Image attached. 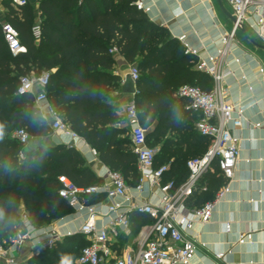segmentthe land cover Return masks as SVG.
I'll list each match as a JSON object with an SVG mask.
<instances>
[{"label": "trees", "instance_id": "obj_1", "mask_svg": "<svg viewBox=\"0 0 264 264\" xmlns=\"http://www.w3.org/2000/svg\"><path fill=\"white\" fill-rule=\"evenodd\" d=\"M37 2L41 28L38 42L31 33L37 23L33 7L28 3L15 9L9 0H3L5 22L16 29L27 51L15 57L10 54L0 23V124L4 125V138L0 140V207L6 211L5 220H0V243L8 242L18 232L21 206L37 228L72 212L58 194L59 177H66L81 188L103 184L75 149L28 148L13 137L20 129L31 138L52 134L47 121L32 123L31 114L38 110L33 95L17 93L22 76L49 75L46 91L51 106L69 129L95 150L100 161L121 174L130 186L139 183V173L126 137V118L117 113L111 97V91L120 84V78L110 74L115 66L111 49L115 48L139 71L134 96L138 119L144 129L146 118L150 129L155 121L158 123L151 132L147 131V142L151 147L161 145L156 167L172 160L165 180L182 184L189 174L187 161L202 156L205 152L200 151L201 147L209 145V140L195 129L191 119L194 112L187 109L188 102L175 95L181 82L209 92L206 85L210 80L194 70V56L185 55L184 47L165 28L137 9L136 0ZM174 111L181 113L183 123H173ZM102 196H93L90 202L96 203ZM9 218L14 221L13 226H7ZM132 219L135 232L149 223L145 216L133 215ZM87 245L83 236L67 237L24 264H59L61 253L69 254L72 264H77Z\"/></svg>", "mask_w": 264, "mask_h": 264}, {"label": "built area", "instance_id": "obj_2", "mask_svg": "<svg viewBox=\"0 0 264 264\" xmlns=\"http://www.w3.org/2000/svg\"><path fill=\"white\" fill-rule=\"evenodd\" d=\"M9 1L15 9L29 3V0ZM225 1L231 9L235 23H232L230 32H224L212 41V46L215 45L213 47L220 46L216 51L208 50L207 47L204 52L193 48L186 43L185 36L178 39L184 43L186 54L198 58L196 69L212 77L214 82V87L209 92L191 85H182L176 91L175 96L178 99L188 102L187 109L199 115L196 130L209 140V147L202 156L187 161L189 172L187 179L176 185L173 180H165L169 165L155 166L159 149L149 146L147 142L148 133L138 119L135 94L122 112L126 118L131 150L136 157L139 173V183L133 189L135 195L130 192L121 174L110 169L105 170L103 174L105 182L102 185L86 188L78 187L66 177H59L61 184L59 196L72 209L74 215L83 219L79 229L74 232L63 230L66 224L63 217L45 226L49 230V236L39 237L38 243L33 245L28 233L30 229L34 230L37 227L27 223L25 217L28 220L29 217L21 206L18 232L8 242L0 243V264H20L17 255L26 245H31L34 252L40 253L52 250L63 239L75 235L83 236L88 242L81 250L77 264H192L198 246V233L195 227L197 224H208L216 205L230 193V183L235 177L240 157V138L233 134L232 127L242 126L244 108L239 103L229 100L223 81L231 72L221 69L218 61L228 51L236 34L240 32V27L245 28L246 24L255 31L264 45V0ZM136 7L141 11L149 10L140 2L136 3ZM1 12L3 10L0 7V14ZM1 27L10 54L13 57L25 54L27 49L21 43L16 29L8 22H3ZM31 33L36 42L41 39L39 23L33 26ZM109 53L115 54L117 50L113 48ZM129 76L136 89L139 80L136 66L130 68ZM19 82L17 93L34 96L35 108L38 112L42 111L51 117L54 131L79 139L49 102L46 91L49 84L47 73L39 77L22 76ZM37 89L39 92L36 93ZM13 137L24 147L29 145L31 139L24 129L16 131ZM91 153L96 155L94 149H91ZM19 157L23 159V154L20 153ZM214 167L218 176L223 179V184L214 199L199 207L189 206V201L196 194L207 191L202 179L209 171L212 172ZM153 188L158 191V196L156 201L150 202L144 195ZM100 195L112 203L105 206L101 201L90 202L91 197ZM137 197L142 201L137 202ZM133 215L145 216L149 223L141 227L135 247L133 244L122 247L118 243L119 238L121 235L130 236ZM226 228L230 229V225ZM251 241V234L240 235L238 239L240 245ZM223 257L224 254L215 256L217 260H222Z\"/></svg>", "mask_w": 264, "mask_h": 264}, {"label": "crops", "instance_id": "obj_3", "mask_svg": "<svg viewBox=\"0 0 264 264\" xmlns=\"http://www.w3.org/2000/svg\"><path fill=\"white\" fill-rule=\"evenodd\" d=\"M137 2L149 9L143 12L150 21L165 28L171 37L184 47V50V43L178 40L181 36H185L186 43L193 48L203 51L207 47L208 50L216 51L220 46L218 45V48L213 47L215 45L212 46V41L232 29V22L220 11L216 0H136ZM29 4L36 11V22L39 23L40 13L38 12L37 0H29ZM0 7L3 10L0 14V23L2 24L6 21V9L3 6V0H0ZM223 19H226L227 23ZM248 28L256 38L251 36L245 27L247 35L257 42L258 37L255 31L250 26ZM239 34L242 35L241 32L236 34L228 51L218 61L221 69L225 72H231L225 76L223 81L229 100L239 103L244 108L242 126L232 127L233 134L240 138L239 162L235 177L230 183V193L216 205L212 219L208 224H197L195 227V231L198 233V246L192 264H264V63L257 56L264 50L252 46L244 37L249 45L241 44L236 39ZM257 43L261 44L260 42ZM254 49L258 51L256 52ZM202 55L204 56V54ZM114 59L115 66L110 74L118 76L120 84L117 90L111 91V97L113 104L117 106V113L120 115L127 103L133 99L132 95L122 92L123 84L132 66L118 53L114 54ZM194 70L199 72L196 68ZM199 73L210 80L211 85L207 84L206 87L212 90L214 87L212 77L202 72ZM37 92H39L38 89ZM191 119L196 129L199 115L194 112ZM47 122L52 129L50 116H48ZM157 124L155 121L154 126L148 132H151ZM126 137L131 146L129 131ZM55 146L75 149L83 157L92 174L97 179L102 180L103 183L105 182L103 174L109 167L100 161L97 154L91 153L93 148L80 136L79 139H73L52 129V134L48 137L31 138L27 147L46 148ZM208 147L209 145L205 143L200 151L204 153ZM157 148H161V145ZM171 162L172 160H169L164 165L170 166ZM136 168L138 171L137 162ZM186 171L188 174V170ZM173 177L175 178L174 175ZM221 183L222 178L218 176L217 169L214 167L213 171H209L202 179V184L207 187V191L196 194L189 201V206L199 207L204 202L210 201V198H214L221 188ZM127 186L130 192L135 195L133 189L137 185L130 186L127 184ZM149 190V193L144 195L145 199L150 202L156 201L158 191L154 188ZM136 200L137 202L142 201L139 197ZM100 201L105 206L112 203L104 196L100 198ZM133 221L132 219L130 236L121 235L119 238L118 243L122 247L130 244L136 246L141 228L135 232ZM64 222L66 224L63 230L74 232L79 229L83 219L71 212L65 216ZM227 225H230L228 230ZM245 234H251L252 241L240 245L238 239L240 235ZM32 251H34L32 246L26 245L17 255L19 263H23L27 256L26 253L29 254ZM218 254H224L222 260L215 258Z\"/></svg>", "mask_w": 264, "mask_h": 264}, {"label": "clouds", "instance_id": "obj_4", "mask_svg": "<svg viewBox=\"0 0 264 264\" xmlns=\"http://www.w3.org/2000/svg\"><path fill=\"white\" fill-rule=\"evenodd\" d=\"M101 95H103L102 92H101ZM30 119H31L32 123L38 125L41 122L47 121L48 116H47V114H45L44 112L41 111V112L32 113ZM172 120H173V123L177 124V125L183 123V118H182V115L179 111L173 112ZM145 124H146L145 131H149L150 130L149 118H146ZM3 138H4V125L0 124V140H2ZM61 192L63 194V191H61ZM55 210L56 209L54 207L53 212H55ZM5 217H6V211L3 207H0V220H5ZM25 220L27 221V223L29 225L31 224V221L28 220L27 217H25ZM13 224H14V221L11 218H9L7 220V226H13ZM28 234L32 238L33 245H35L36 243H38L39 237L49 236V230L46 227H40V228H36L34 230L30 229ZM59 264H72V257L69 254L61 253Z\"/></svg>", "mask_w": 264, "mask_h": 264}, {"label": "water", "instance_id": "obj_5", "mask_svg": "<svg viewBox=\"0 0 264 264\" xmlns=\"http://www.w3.org/2000/svg\"><path fill=\"white\" fill-rule=\"evenodd\" d=\"M218 7L220 11L228 18L232 23H235V19L233 16L227 11V9L224 7L222 0H216ZM240 32L242 33L243 37L254 47L258 49L264 50V45H261L257 42H255L251 37L247 35V32L243 26L240 27ZM122 92L124 94L132 95L134 96L136 94V89L134 86L133 81L131 80L130 76L128 75L125 79V82L123 84Z\"/></svg>", "mask_w": 264, "mask_h": 264}, {"label": "rangeland", "instance_id": "obj_6", "mask_svg": "<svg viewBox=\"0 0 264 264\" xmlns=\"http://www.w3.org/2000/svg\"><path fill=\"white\" fill-rule=\"evenodd\" d=\"M222 3H223V5H224V7L227 9V11L231 14V9H230V7L228 6V4L226 3V1H225V0H222ZM223 21L227 23L226 19H223ZM248 26H249L248 24L245 25V27L247 28L248 33H250L251 36H253L254 38H256V37L254 36V34H252V32H251V30L248 28ZM236 39H237L241 44H243V45L248 44V43L245 41V39L243 38V36H242L241 34H239V36L236 37ZM257 42H260V41L257 39ZM260 43H261V42H260ZM248 45H249V44H248ZM254 50H255V49H254ZM255 51L257 52L258 50H255ZM184 53H185V50H184ZM185 55H188V54L185 53ZM257 56H258L259 60H260L261 62L264 63V52H261V53L257 54ZM197 62H198V59H196V61H195V63H194V68L197 67ZM130 65L133 66V64H130ZM184 83H185V82H181L180 84H178L176 91H177V90L180 88V86H181L182 84H184ZM186 83L193 84V85H197V84H196L195 82H193V81H188V82H186ZM208 84L211 85L210 82H209ZM157 147H159V145H157ZM159 149H160V148H159ZM159 152H160V151H159ZM26 254H27V256H26L25 260H23V263H21V264L26 263L27 260H28L30 257L35 256V255H38L39 253L37 254V252L32 251V253L30 252L29 254H28V253H26Z\"/></svg>", "mask_w": 264, "mask_h": 264}]
</instances>
